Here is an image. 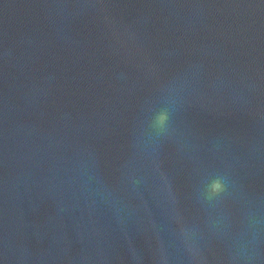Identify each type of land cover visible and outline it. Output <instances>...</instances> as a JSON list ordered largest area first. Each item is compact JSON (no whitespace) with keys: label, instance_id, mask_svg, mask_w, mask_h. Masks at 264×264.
<instances>
[{"label":"water","instance_id":"obj_1","mask_svg":"<svg viewBox=\"0 0 264 264\" xmlns=\"http://www.w3.org/2000/svg\"><path fill=\"white\" fill-rule=\"evenodd\" d=\"M0 264H264V0H0Z\"/></svg>","mask_w":264,"mask_h":264}]
</instances>
